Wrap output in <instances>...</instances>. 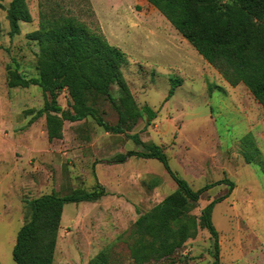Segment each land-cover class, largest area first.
<instances>
[{
    "label": "rangeland",
    "instance_id": "obj_1",
    "mask_svg": "<svg viewBox=\"0 0 264 264\" xmlns=\"http://www.w3.org/2000/svg\"><path fill=\"white\" fill-rule=\"evenodd\" d=\"M7 2L0 1V263L14 264L12 248L26 203L55 188L59 194L74 187L91 190L97 180L107 194L64 203L52 264H86L107 245L115 264H128L126 243L118 236L176 187L155 158L126 155L115 162L128 150L146 151L132 139L136 134L160 145L170 169L192 189L212 184L192 214L198 216L211 197L224 196L212 209V223L222 235L220 264H258L253 259L264 250V109L250 91L242 83L230 85L146 0H27L31 21L20 22L13 36ZM55 3L124 52L121 70L134 101L156 112L150 123L143 113L122 133L106 132L90 117L64 121L62 169L45 150L44 115L34 117L43 104L40 87H9L6 80L8 67L25 77L38 74L37 44L26 34ZM111 90L116 98V84ZM57 101L69 109L65 90ZM98 107L105 121L117 122L110 100ZM65 177L68 187L60 188ZM212 251L209 233L198 228L163 262L212 264Z\"/></svg>",
    "mask_w": 264,
    "mask_h": 264
},
{
    "label": "trees",
    "instance_id": "obj_2",
    "mask_svg": "<svg viewBox=\"0 0 264 264\" xmlns=\"http://www.w3.org/2000/svg\"><path fill=\"white\" fill-rule=\"evenodd\" d=\"M146 1L230 85L242 83L264 109V0ZM5 16L9 35L19 33V23L31 21L27 0H8ZM26 37L37 44L38 74L25 77L18 68L8 67L7 85L40 87L43 104L33 112L34 117L44 115L49 141L62 138L66 120L75 122L90 117L106 132L122 133L130 130L143 113L147 123L155 117L156 112L150 106L145 104L139 108L133 99L121 70L126 60L124 52L110 44L97 27L86 24L55 3L48 11H41L37 28ZM112 84L117 86L116 98ZM175 84L165 99L173 94ZM63 90L69 96V109L57 101ZM103 99L110 100L118 113L115 124L108 123L99 114L98 104ZM131 137L146 151L128 150L118 154L115 162L123 161L126 155L155 158L163 164L176 187L140 213L124 236H118L126 243L128 264H166L163 261L177 253L188 238L195 237L198 228L206 229L212 239V264H220L219 235L212 223V209L224 196L211 199L195 216L191 210L212 184L192 189L170 169L160 145L143 142L136 134ZM105 194L104 186L96 180L91 190L74 187L65 194L53 190L32 198L31 215L18 229L12 248L14 264H52L64 203L94 201ZM111 252L107 245L86 264H115Z\"/></svg>",
    "mask_w": 264,
    "mask_h": 264
},
{
    "label": "crops",
    "instance_id": "obj_3",
    "mask_svg": "<svg viewBox=\"0 0 264 264\" xmlns=\"http://www.w3.org/2000/svg\"><path fill=\"white\" fill-rule=\"evenodd\" d=\"M240 84V83H239ZM62 135L64 136V134L62 133ZM43 136L45 137L46 136V138H47V134H46V131L44 130V132H43ZM63 136H62V138H59V139H52L51 141H49L48 139L46 140L47 141V145H46V147H45V150H46V152L47 153H49V155H50V157H52V159L55 161V163L58 165L59 164V166L61 167L60 169H62V168H65L66 166H65V164H64V161L62 160V156H61V154L63 153L64 154V152L62 151V149L64 148V146H65V143H64V138H63ZM102 162H104L103 160L102 161H100L99 162V164H101ZM67 177H65L64 178V180H63V183H61L60 184V188H67L68 187V181H67ZM209 188H211V186L209 187ZM208 188V189H209ZM206 190V194H207V191H209V190ZM57 189L55 188L54 189V191H56ZM53 191V190H52ZM51 192V191H50ZM205 194V195H206ZM165 196V195H164ZM163 196V197H164ZM208 196H210V195H208ZM162 197V198H163ZM211 199H213L212 197H211ZM222 201V200H221ZM216 204V203H215ZM25 206H26V210H24V211H22L23 212V214H25V216H23V223L27 220V219H29V217H30V215H31V212H32V210H31V206H30V203H26L25 204ZM215 206V205H214ZM221 237H222V235H221V233L219 232V237H218V242H219V244L221 245ZM219 245V246H220ZM239 257V256H238ZM242 257V256H241ZM253 260H255L258 264H264V250H260L259 251V257L258 258H254ZM252 260V261H253ZM219 261H220V257H219Z\"/></svg>",
    "mask_w": 264,
    "mask_h": 264
}]
</instances>
